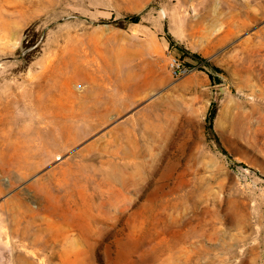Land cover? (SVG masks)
<instances>
[{"label": "rangeland", "instance_id": "374dc122", "mask_svg": "<svg viewBox=\"0 0 264 264\" xmlns=\"http://www.w3.org/2000/svg\"><path fill=\"white\" fill-rule=\"evenodd\" d=\"M9 129L0 264H264V0H0Z\"/></svg>", "mask_w": 264, "mask_h": 264}, {"label": "bare ground", "instance_id": "6f19581e", "mask_svg": "<svg viewBox=\"0 0 264 264\" xmlns=\"http://www.w3.org/2000/svg\"><path fill=\"white\" fill-rule=\"evenodd\" d=\"M48 116V115H47ZM36 117V116H35ZM40 117V116H39ZM34 118V117H33ZM49 118V117H48ZM31 119V118H30ZM45 119V118H44ZM43 119V120H44ZM29 120V119H28ZM39 120H40V118H39ZM37 121V120H36ZM33 122V121H32ZM25 123V122H24ZM34 123H36V122H34ZM2 124V123H1ZM3 124H5L6 125V123L4 122ZM28 125H30V124H28ZM32 125V124H31ZM38 125H40V124H38ZM41 126H43V125H41ZM21 127V126H20ZM31 127V126H30ZM44 127V126H43ZM46 127V126H45ZM7 129L5 128V131H6ZM29 130H27V132H28ZM40 131V130H39ZM43 131V130H42ZM42 133V132H41ZM46 134V133H45ZM19 135V132L18 133H14V132H11L10 131V129L8 130V132L7 133H2L1 135H0V151L1 152H3V151H8V150H14V151H17V150H19V149H22V148H25L24 146H23V142H21V141H18V140H16V141H13L12 140V138L13 137H15V136H18ZM26 135V134H25ZM76 140V139H75ZM26 141V140H25ZM35 142H37V141H35ZM43 147V146H42ZM29 156V155H28ZM114 169V168H113ZM116 169H115V173H116ZM119 171V170H118ZM64 172V171H63ZM112 171H110V173H111ZM118 173V172H117ZM121 174V173H120ZM105 175V174H104ZM114 175V174H113ZM122 176V175H121ZM119 177V176H118ZM105 178V177H104ZM114 178H116V176L114 175ZM123 178H125V176L123 177ZM131 178V177H130ZM61 179V178H60ZM59 179V180H60ZM120 179V178H119ZM123 180V179H122ZM125 180V179H124ZM117 181V180H116ZM110 182V181H109ZM120 182V181H119ZM118 182V183H119ZM122 182H125V181H122ZM116 184V183H115ZM121 184V183H120ZM124 184V183H123ZM122 184V185H123ZM107 186V185H106ZM110 186V185H109ZM113 187V186H112ZM59 188V187H58ZM119 188V187H118ZM125 189V188H124ZM123 191V190H122ZM46 205V204H45ZM47 206H49V205H47ZM50 207V206H49ZM49 207H47V208H49ZM93 207V206H92ZM43 208H44V206H43ZM58 209V208H57ZM56 209V210H57ZM222 211V210H221ZM56 213V212H55ZM16 215V214H15ZM58 218V217H57ZM220 218V217H219ZM67 221V220H66ZM219 221V220H218ZM22 222H23V220H22ZM66 224H68V222L66 223ZM71 225V224H70ZM22 226V225H21ZM29 228V227H28ZM30 229V228H29ZM28 229V231L30 232V230ZM95 230V229H94ZM59 231V230H58ZM57 230H56V232H58ZM75 231V230H74ZM83 231V230H82ZM27 233L26 234V237L27 238H31L32 240H33V242L35 243V244H38L39 243V241H40V239H39V236L36 234V233ZM55 232V233H56ZM82 237V236H81ZM80 238V237H79ZM26 239V238H25ZM64 241H65V239H64ZM73 242H74V240H73ZM30 244V243H29ZM90 245V244H89ZM65 246V245H64ZM63 246V247H64ZM75 247V246H74ZM67 248V247H66ZM69 248V247H68ZM79 248H81V247H79ZM70 250H71V248H70ZM69 250V251H70ZM80 250V249H79ZM66 251V250H65ZM68 251V252H69ZM59 252V251H58ZM67 252V251H66ZM67 252V253H68ZM74 252V251H73ZM77 252V251H76ZM62 253V252H61ZM70 253V252H69ZM80 253V252H79ZM71 254V253H70ZM34 255H35V253H34ZM37 255V254H36ZM77 255V254H76ZM69 256V255H68ZM68 256H67V259H68ZM80 256V255H79ZM15 257V256H14ZM69 257H71V256H69ZM76 258H78V257H76ZM80 258V257H79ZM64 260V259H63ZM66 260V259H65ZM50 261V260H49ZM48 261V262H49ZM68 261H70L69 259H68ZM46 262V260L45 259H43V260H41V262H40V264H44ZM54 262V261H53ZM67 262V261H66ZM51 263V262H50ZM14 264H37V263H35L33 260H31V259H29V257L28 256H26V255H19L18 256V259L17 260H15V263ZM52 264V263H51ZM63 264V263H62Z\"/></svg>", "mask_w": 264, "mask_h": 264}, {"label": "built area", "instance_id": "2783aa9c", "mask_svg": "<svg viewBox=\"0 0 264 264\" xmlns=\"http://www.w3.org/2000/svg\"><path fill=\"white\" fill-rule=\"evenodd\" d=\"M169 66L172 71V74L175 76H179L190 71L186 66L181 62V60L177 57H171L169 60Z\"/></svg>", "mask_w": 264, "mask_h": 264}, {"label": "trees", "instance_id": "16d2710c", "mask_svg": "<svg viewBox=\"0 0 264 264\" xmlns=\"http://www.w3.org/2000/svg\"><path fill=\"white\" fill-rule=\"evenodd\" d=\"M132 19L134 22H137L139 17L135 16V17H132ZM217 113H218L217 103H213L212 107L210 109V112H209V116H208V121L210 122V127H213V123L216 119Z\"/></svg>", "mask_w": 264, "mask_h": 264}]
</instances>
